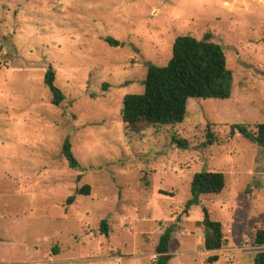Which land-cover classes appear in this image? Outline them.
<instances>
[{
  "label": "rangeland",
  "instance_id": "rangeland-1",
  "mask_svg": "<svg viewBox=\"0 0 264 264\" xmlns=\"http://www.w3.org/2000/svg\"><path fill=\"white\" fill-rule=\"evenodd\" d=\"M205 33L224 51L230 96L189 97L180 123L127 130L122 98L142 92L146 63L165 64L177 35ZM258 122L264 0H0V264H155L167 227V264H253L264 146L228 132ZM207 127L216 141L202 146ZM200 171L223 173L224 187L185 210ZM203 208L221 223L218 250L203 248Z\"/></svg>",
  "mask_w": 264,
  "mask_h": 264
},
{
  "label": "trees",
  "instance_id": "trees-1",
  "mask_svg": "<svg viewBox=\"0 0 264 264\" xmlns=\"http://www.w3.org/2000/svg\"><path fill=\"white\" fill-rule=\"evenodd\" d=\"M106 40L113 45L118 41L110 37ZM54 71L48 67L43 75V83L48 88L52 104H59L64 99L62 91L54 84ZM143 90L140 93H127L122 98L121 118L127 130L140 132L146 126L174 125L180 123L186 112L189 97L227 98L232 89V72L226 65V58L221 45L211 40L210 33L201 38L190 34L177 35L171 45V55L163 65L146 63V74L143 79ZM235 132L250 142L264 146V122H258L254 129L244 123H233L229 126V135ZM202 146L216 141L215 134L207 127ZM172 140L180 149L187 148V141L172 135ZM61 152L69 167L79 166L71 152L70 142L65 138ZM224 175L216 171H200L193 174L190 181V198L186 201L185 210L198 202V196L204 193H217L224 187ZM88 185L76 190L77 193H88ZM74 195L67 198L72 202ZM203 226V248L206 251L218 250L225 238L221 223L209 217L203 208L201 220ZM101 230L105 231V221H101ZM172 228H165L156 244L155 264H167L169 243ZM252 244L264 247V226L254 231ZM217 255L208 257L209 261ZM253 264H264V249L255 253Z\"/></svg>",
  "mask_w": 264,
  "mask_h": 264
}]
</instances>
